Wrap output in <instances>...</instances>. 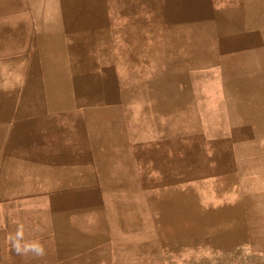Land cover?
<instances>
[{
  "label": "rangeland",
  "instance_id": "1",
  "mask_svg": "<svg viewBox=\"0 0 264 264\" xmlns=\"http://www.w3.org/2000/svg\"><path fill=\"white\" fill-rule=\"evenodd\" d=\"M13 1L0 264H264V0Z\"/></svg>",
  "mask_w": 264,
  "mask_h": 264
},
{
  "label": "clouds",
  "instance_id": "2",
  "mask_svg": "<svg viewBox=\"0 0 264 264\" xmlns=\"http://www.w3.org/2000/svg\"><path fill=\"white\" fill-rule=\"evenodd\" d=\"M40 231H42L40 228H36L34 233ZM7 240L17 256L42 259L47 255V249L41 239L38 236L32 239L27 238L22 224L17 226L14 233L8 234Z\"/></svg>",
  "mask_w": 264,
  "mask_h": 264
},
{
  "label": "crops",
  "instance_id": "3",
  "mask_svg": "<svg viewBox=\"0 0 264 264\" xmlns=\"http://www.w3.org/2000/svg\"><path fill=\"white\" fill-rule=\"evenodd\" d=\"M14 5H15V3L13 0H9L6 2L0 1V19H3L4 17L13 13L15 10ZM1 24H3V23H1Z\"/></svg>",
  "mask_w": 264,
  "mask_h": 264
},
{
  "label": "bare ground",
  "instance_id": "4",
  "mask_svg": "<svg viewBox=\"0 0 264 264\" xmlns=\"http://www.w3.org/2000/svg\"><path fill=\"white\" fill-rule=\"evenodd\" d=\"M228 11V10H227ZM232 11V10H231ZM227 13V12H226ZM230 17H231V15H230ZM221 118V117H220ZM204 153V152H203ZM192 158V157H191ZM228 158V157H227ZM231 159H232V157H231ZM200 167V166H199ZM15 183V182H14ZM235 185H237V184H235ZM232 189V188H231Z\"/></svg>",
  "mask_w": 264,
  "mask_h": 264
}]
</instances>
